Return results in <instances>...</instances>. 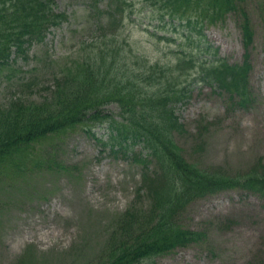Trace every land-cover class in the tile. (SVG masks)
I'll use <instances>...</instances> for the list:
<instances>
[{"label":"rangeland","instance_id":"374dc122","mask_svg":"<svg viewBox=\"0 0 264 264\" xmlns=\"http://www.w3.org/2000/svg\"><path fill=\"white\" fill-rule=\"evenodd\" d=\"M125 1L121 21L116 17L107 26L108 15L102 11L108 10L109 1H98L96 14L90 0H55L57 12L65 13L67 20L52 28L43 43L25 46L24 53L0 72V102L6 104L13 96L42 99L64 65L95 46L112 53L120 69V59L127 55H134L132 68L142 61L168 66L181 49L192 51L199 61H212L215 51L230 64L242 62L238 13L203 26L198 40L191 27L159 20L148 0ZM243 7L254 33L249 48L250 109L226 113L224 98L199 82L193 71L185 76L187 102L175 108L186 128L183 136H175V143L204 171L220 166L236 174L264 167V0H245ZM137 56L142 59L135 60ZM108 109L117 111L115 105ZM85 130L81 125L33 145L23 173L16 165L0 169V264L94 263L106 252L114 219L131 209L147 212L149 196L139 191L140 167L114 159ZM94 131L96 138L106 139L105 127ZM51 163L62 168L51 169ZM137 218L148 222L145 215ZM178 220L208 235V241L141 264H264V201L257 195L222 191L198 199Z\"/></svg>","mask_w":264,"mask_h":264},{"label":"trees","instance_id":"16d2710c","mask_svg":"<svg viewBox=\"0 0 264 264\" xmlns=\"http://www.w3.org/2000/svg\"><path fill=\"white\" fill-rule=\"evenodd\" d=\"M92 1L96 13L100 0ZM107 1L108 9L115 4L113 11L120 14L117 17L121 20L126 1ZM148 1L159 20L191 27L198 40L203 26L238 13L245 52L241 64L218 59L217 53L212 61L201 63L198 55L181 49L168 66L142 61L132 68L134 55H127L120 59V69L112 53L95 46L77 61L67 62L42 99L13 96L6 104L0 102V169L16 165L23 173L27 152L33 145L81 125L114 158L120 156L140 167L139 191L149 196V205L144 207L147 212L131 209L130 214L127 210L114 219L106 252L90 264H141L177 248L208 241V235L185 228L178 220L197 199L237 189L264 201L263 165L236 174L220 166L204 171L190 163L175 143V136L186 133L175 108L187 102L190 90L185 82L192 71L199 76V82L226 98L233 109L250 105L249 48L254 43V33L243 7L245 0ZM109 15L107 26L116 18ZM66 19V14L56 11L55 0H0V72L24 53L25 46L43 43L49 30ZM190 38L187 42L193 48ZM141 59L135 57L137 61ZM114 104L117 111L113 113L108 106ZM103 127L107 134L101 140L95 137L94 129ZM141 214L148 222L139 221L137 216Z\"/></svg>","mask_w":264,"mask_h":264}]
</instances>
